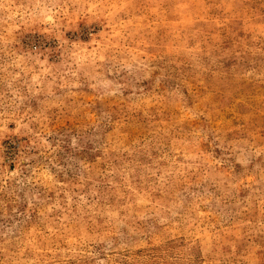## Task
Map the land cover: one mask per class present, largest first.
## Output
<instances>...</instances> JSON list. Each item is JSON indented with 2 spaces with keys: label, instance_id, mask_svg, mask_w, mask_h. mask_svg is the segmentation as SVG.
<instances>
[{
  "label": "rangeland",
  "instance_id": "obj_1",
  "mask_svg": "<svg viewBox=\"0 0 264 264\" xmlns=\"http://www.w3.org/2000/svg\"><path fill=\"white\" fill-rule=\"evenodd\" d=\"M0 264H264V0H0Z\"/></svg>",
  "mask_w": 264,
  "mask_h": 264
}]
</instances>
